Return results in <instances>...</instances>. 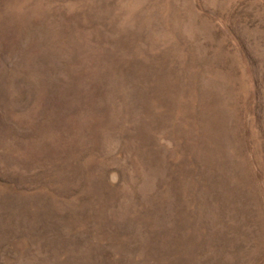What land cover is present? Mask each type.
<instances>
[{"label": "rangeland", "instance_id": "374dc122", "mask_svg": "<svg viewBox=\"0 0 264 264\" xmlns=\"http://www.w3.org/2000/svg\"><path fill=\"white\" fill-rule=\"evenodd\" d=\"M0 264H264V0H0Z\"/></svg>", "mask_w": 264, "mask_h": 264}]
</instances>
